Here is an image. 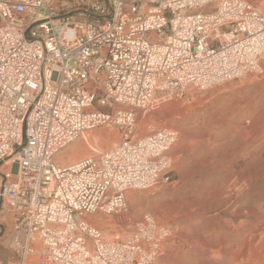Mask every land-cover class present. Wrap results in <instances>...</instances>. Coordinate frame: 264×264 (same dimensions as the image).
<instances>
[{
	"label": "built area",
	"instance_id": "1",
	"mask_svg": "<svg viewBox=\"0 0 264 264\" xmlns=\"http://www.w3.org/2000/svg\"><path fill=\"white\" fill-rule=\"evenodd\" d=\"M263 68L254 0H0V210L15 219L19 264H155L170 232L152 215L121 240L89 222L171 181L179 133L134 138L136 111ZM102 126L119 142L55 163Z\"/></svg>",
	"mask_w": 264,
	"mask_h": 264
},
{
	"label": "rangeland",
	"instance_id": "2",
	"mask_svg": "<svg viewBox=\"0 0 264 264\" xmlns=\"http://www.w3.org/2000/svg\"><path fill=\"white\" fill-rule=\"evenodd\" d=\"M254 1L264 13V0ZM135 122L134 138L166 127L178 131L169 152L171 181L130 190L125 212L96 214L89 222L106 240H121L152 215L170 232L155 264H264V68L260 76L155 103L136 111ZM89 132L100 138L84 145L79 137L60 152L59 165L77 161L68 156L76 142L84 158L121 138L111 126Z\"/></svg>",
	"mask_w": 264,
	"mask_h": 264
},
{
	"label": "crops",
	"instance_id": "3",
	"mask_svg": "<svg viewBox=\"0 0 264 264\" xmlns=\"http://www.w3.org/2000/svg\"><path fill=\"white\" fill-rule=\"evenodd\" d=\"M15 219L0 210V264H19V259L10 250L14 235Z\"/></svg>",
	"mask_w": 264,
	"mask_h": 264
},
{
	"label": "bare ground",
	"instance_id": "4",
	"mask_svg": "<svg viewBox=\"0 0 264 264\" xmlns=\"http://www.w3.org/2000/svg\"><path fill=\"white\" fill-rule=\"evenodd\" d=\"M94 138V139H93ZM97 138H100V136H98V133L96 132H89L87 131V133H83L81 135V139L80 141H82L84 143V145H90L92 140H96ZM82 143V144H83ZM84 147L81 146V142H76V145L70 147V150L68 151V156L70 159H72V161H75V160H80V158L82 159V157H78L80 156L79 154L83 151ZM64 150V149H63ZM62 150V151H63ZM60 151V152H62ZM60 152L56 155V157L54 158V161L56 164H60L58 161H57V158L59 157L60 155ZM60 159V158H59ZM72 164V163H71ZM100 220V219H98ZM98 220L96 222H98ZM104 220V219H103ZM102 220V221H103ZM101 221V220H100ZM95 222V221H94Z\"/></svg>",
	"mask_w": 264,
	"mask_h": 264
}]
</instances>
